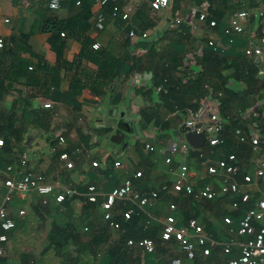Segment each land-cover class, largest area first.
Listing matches in <instances>:
<instances>
[{
  "label": "crops",
  "instance_id": "1",
  "mask_svg": "<svg viewBox=\"0 0 264 264\" xmlns=\"http://www.w3.org/2000/svg\"><path fill=\"white\" fill-rule=\"evenodd\" d=\"M121 1L131 8L124 26L147 31L148 37L132 38L116 20L113 29L92 25L86 31L77 29L76 34L64 29L59 58L51 42L52 32L44 30L45 25L51 27L83 8L94 21L100 8L93 0L87 5L61 0L59 9L51 8L50 0H0V30L6 40L0 47V137L4 139L0 170L16 164L27 151L29 160L23 170L42 174L56 192L75 190L63 202L56 201L55 193L49 194L47 203H43L45 195L35 189L14 192L9 210L16 227L7 232L0 264H67L65 251L69 264H163L170 255L183 254L177 241L163 243L160 239V219L169 211L170 202L177 204L178 222L188 215L197 217L205 231L219 240L241 239L231 232L225 217L230 215L237 226L246 209L264 198V182L255 173L264 163V52L260 56L245 53L250 45L264 46V19L252 13L244 30L233 37L224 30L242 5L254 12L264 0L210 1L209 16L217 19V25L200 20L201 0H174L161 10H154L151 0ZM45 6L49 8L46 20L42 16ZM177 14L189 27L187 31L180 28L181 23H173ZM107 18H111L109 13ZM87 37L101 46L92 44L89 53L80 56ZM109 54L122 59L125 71L118 77L98 74L95 58ZM215 55L225 60L220 63ZM18 57L29 60V67L15 61ZM182 57L183 62H178ZM107 71L110 66L104 69ZM185 74L197 80L182 86L179 79ZM55 92L60 98L52 97ZM115 95L119 96L116 102L112 100ZM47 101L52 105L44 106ZM214 106L225 123V141L212 145L207 132L201 146L188 144V120ZM125 122L128 126L121 124ZM239 128L242 133L236 132ZM255 135L260 137L258 148L251 143ZM172 144L181 150L167 162ZM64 151L69 152L72 167L61 157ZM232 152L241 166L240 192L200 199L173 188L182 163L188 164L189 179L196 188L207 183L219 188L222 175L211 174L207 168ZM94 160L99 161L98 166L93 165ZM137 171L142 174L137 176ZM246 174L254 176L248 184H244ZM10 176L17 179L21 173L12 170ZM5 177L0 179V198L8 189ZM128 177L144 193L160 190L164 184L169 190H161L156 202L146 206L153 220L148 227H144L145 211L123 222L125 205L119 204L116 218L123 222V231L109 224L102 209L88 200L87 190L95 184L101 199ZM242 192H249L251 199L236 207L232 202ZM254 222L260 225L264 220ZM151 227L158 230L151 236L156 240L154 251L128 244L129 238ZM216 251L212 257L183 258L186 264H223L226 256Z\"/></svg>",
  "mask_w": 264,
  "mask_h": 264
},
{
  "label": "built area",
  "instance_id": "2",
  "mask_svg": "<svg viewBox=\"0 0 264 264\" xmlns=\"http://www.w3.org/2000/svg\"><path fill=\"white\" fill-rule=\"evenodd\" d=\"M174 0H151V7L154 10L166 9L171 6ZM77 4L81 3V0L76 1ZM110 0H93V4L100 9L96 13L95 25L99 29H113L117 18L128 21L131 17L130 7L121 6L116 3L110 13L111 18H107V13L104 7L108 5ZM49 5L53 9H59L61 7V0H50ZM200 20H207L209 18V10L207 2L200 3ZM255 13L261 19H264V5L260 6L254 12L242 5L228 20V24L225 27V33L233 37L237 33H240L245 28V21L252 14ZM5 21H9V18H5ZM181 16L178 14L174 17V24L181 23ZM211 25H217V19L212 18L209 20ZM65 35V31L62 32ZM129 35L132 38H146L149 33L147 31L138 32L136 28L132 27L129 30ZM5 38L1 34L0 30V47L5 45ZM210 44L214 43L213 40L209 41ZM100 42L93 43L94 48H99ZM264 52V46L260 44L250 45L246 48L245 53L247 55L260 56ZM160 92V88L158 90ZM52 103L47 101L44 106L49 107ZM197 122L202 123V128H205L210 134L209 142L212 145L222 144L225 141V137L221 135L225 128V123L219 114L213 111V108H203L198 114H194L187 124L194 126ZM237 133H242L241 128L236 130ZM61 142L65 143L66 139L64 135L60 136ZM245 140V136L241 137ZM260 142L259 135L251 137V143L255 148H258ZM0 144H4V139L0 137ZM186 144H183L185 146ZM181 147L177 144H172L170 148V155L167 156L166 161H172V155L178 153ZM61 157L67 161L69 167L73 166V162L70 160L69 152L64 151ZM29 160V153L24 151L17 160V163H10L7 165L6 170H0V179L3 174H6L4 182L7 186V191L2 198H0V226L3 231L0 233V255L4 254V242L8 238V231L16 227V220L10 214L9 201L11 200L13 193L16 191L26 192L30 189L37 190L40 194L45 195L43 197V203L48 202L49 194L55 193L57 202L65 201L69 196L74 193L73 188H65L58 192L55 191V185L51 182L45 181V177L42 174L35 173L32 170H23V167L27 166ZM116 164H120L119 161ZM94 166L99 165L98 160L93 161ZM208 172L211 174H221L223 182L219 188H216L211 183H207L202 188H196L189 179V166L187 163H182L177 170L176 178L173 181V188L177 191L184 192L187 195L195 198H214L217 195L223 194H235L240 192V182L238 176L241 173V166L238 162L236 153L232 152L224 158H220L216 164L208 166ZM21 173V176L17 179L10 176L11 171ZM256 175L264 182V163L256 168ZM141 171H137L136 175L140 176ZM244 184H248L254 180L252 174H246L243 176ZM243 184V185H244ZM161 190L167 192L169 190L168 184H164L162 188L152 189L149 192H142L135 186L132 177L126 178L121 184L112 187L104 196L99 198V192L95 184H90L87 190V198L90 202L96 203V207L102 209L104 218L115 228H119L126 231L123 222H128L134 218L135 215L140 214L142 211L147 213V219L144 227H148L153 222L152 216L145 210L146 206L153 204L160 197ZM251 199L249 192H242L239 199H235L232 203L234 206L239 207L241 203H248ZM123 203L125 206L122 208V221L116 218V208L119 204ZM171 211L177 208L176 202L169 203ZM20 213H25V209H21ZM154 218V217H153ZM264 220V198H260L256 201V204L248 207L243 214L240 222L237 226L233 225V221L230 215L225 217L231 228V232L242 236L241 239L237 237L229 236L227 238L215 239L210 236L204 229L203 224L196 218L191 217L186 225L180 224L177 221L176 216L170 212L167 213L164 218L160 219L161 230L160 239L163 243H167L171 240H175L178 243L179 250L183 254L176 253L170 255L163 264H186L183 257L190 260H195L201 253L204 257H212L216 249L225 258L223 264H264V223L256 225L254 220ZM128 244L131 246H140L148 251H154L156 249V240L153 237H140L129 238ZM237 250L239 252L237 253ZM218 255V254H217ZM216 264V263H212Z\"/></svg>",
  "mask_w": 264,
  "mask_h": 264
},
{
  "label": "trees",
  "instance_id": "3",
  "mask_svg": "<svg viewBox=\"0 0 264 264\" xmlns=\"http://www.w3.org/2000/svg\"><path fill=\"white\" fill-rule=\"evenodd\" d=\"M72 1H73V3H76L77 4V2H76L77 0H72ZM204 1L207 2V6H208V10H209V8H210V1L212 2L213 0H201L200 2L202 3ZM223 1H225V2L228 3L231 0H223ZM253 1H255V0H253ZM91 2H92V0H81V3L80 4H83L84 3V4L87 5V4L91 3ZM116 3L120 4L121 6L124 5V1H121V0H110V2L108 3V5H106L104 7L105 12L107 14L109 13V15H110V13H111V11L113 9V6ZM176 4L177 3H175V5ZM48 9L49 8L47 6H45L44 11L42 12V16H43V18H45V20L48 19V16H45L46 15V12L48 11ZM173 10L176 12L177 6H175V8H173ZM208 19L210 20L212 18L209 16ZM116 21H118L119 23H121V26L124 27V29L127 30V32H129V30L132 27H134V26H131V25H128L127 27H125L124 24H125L126 21L125 20H122L121 18H117ZM92 25H95V19L93 21L91 19V16H88L86 14V10L83 8L82 11H80L79 13H77V14L69 17V18H67L66 20L58 21L54 25H52L51 27H47L45 25L44 30H49V31L52 32V37L53 38H52L51 42H52V45H53L54 49L56 50V52H57V54H58V56L60 58V57H62V48L64 47V42L62 41V37L63 36H61V32L64 29H66V30H71L70 32L72 34H76L77 29L82 30V31H86L90 27H92ZM179 26H180V28H182V29H184L186 31L189 28L188 26H186L184 24V22L181 23ZM136 30L139 32V30L137 28H136ZM92 44H93L92 38L87 37V39L85 41V44H84V48L81 51L80 56H82L83 54L89 53L88 46H90ZM107 56L108 57H104V58L103 57L102 58H95L96 61L99 62V67H100V71H99L98 74L99 75H102V74H105V73H110V74L112 73L115 77H118L121 73H123L125 71V68H124V66L122 64L123 63L122 62V59L121 58L114 57V56H112L110 54L107 55ZM215 59L218 62H220V63L225 60V58L222 59L219 55H215ZM15 61H17L20 64H26V67H29L28 65H29L30 62L27 59H24L22 57H18ZM178 62L182 63L183 62V57L180 58V60H178ZM107 66H110V71L104 72V69L105 68L107 69ZM29 74H32V72H29ZM195 76H197V75H195ZM165 80H167V79H165ZM192 80H197V79L188 77V75L185 74V75H183L179 79V81H180L179 83H180V85L183 86V85H186V84L190 83ZM58 93L59 92H55L52 95V97H54L56 99L57 98H60L59 95H58ZM71 95H72V93H71ZM118 99H119V96L118 95L117 96L115 95L112 100L116 102V101H118ZM218 99L220 100L219 97H218ZM74 101H76V100H74ZM74 104H75V106L79 105L78 102H75ZM121 124L123 126L124 125H127L128 126V123H126V122L125 123H121ZM221 135L224 136L223 135V132L221 133ZM171 194L174 195V192H172ZM89 207H92V205H90ZM170 212H172L176 216V218L178 219L177 213L175 212V210L174 211H171V209L169 207V211L167 213H170ZM191 217H194V216H191ZM191 217H189V215H188V216L185 217L184 220H181V222H179V223L186 225L188 223L189 218H191ZM75 230L76 231H79V229L77 227L75 228ZM157 233H158L157 228L151 227V228L146 229L141 235H138V236H133L132 235V236L133 237H136V238L145 237V236L151 237V236L156 235ZM68 255H69L68 252L65 251V256L64 257H65V259H67V264H69V261H70V260H68ZM199 257H204V256H203V254L200 253L199 254ZM99 264H107V263H106V261L105 262L104 261H101Z\"/></svg>",
  "mask_w": 264,
  "mask_h": 264
},
{
  "label": "water",
  "instance_id": "4",
  "mask_svg": "<svg viewBox=\"0 0 264 264\" xmlns=\"http://www.w3.org/2000/svg\"><path fill=\"white\" fill-rule=\"evenodd\" d=\"M213 111L219 114V109L217 106H214ZM186 141L188 144H194L196 146H201L208 138L207 130L202 128V123L197 122L194 126L186 125ZM200 141V145H197L196 142Z\"/></svg>",
  "mask_w": 264,
  "mask_h": 264
}]
</instances>
